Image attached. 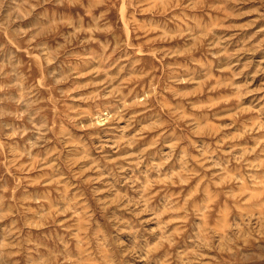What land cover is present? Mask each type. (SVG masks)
Instances as JSON below:
<instances>
[{
  "label": "rangeland",
  "instance_id": "374dc122",
  "mask_svg": "<svg viewBox=\"0 0 264 264\" xmlns=\"http://www.w3.org/2000/svg\"><path fill=\"white\" fill-rule=\"evenodd\" d=\"M0 264H264V0H0Z\"/></svg>",
  "mask_w": 264,
  "mask_h": 264
},
{
  "label": "bare ground",
  "instance_id": "6f19581e",
  "mask_svg": "<svg viewBox=\"0 0 264 264\" xmlns=\"http://www.w3.org/2000/svg\"><path fill=\"white\" fill-rule=\"evenodd\" d=\"M125 7V6H124ZM124 13V12H123ZM123 18V17H122ZM127 18V17H126ZM124 23V22H123ZM126 26V25H125ZM127 32V31H126ZM128 38V37H127Z\"/></svg>",
  "mask_w": 264,
  "mask_h": 264
}]
</instances>
